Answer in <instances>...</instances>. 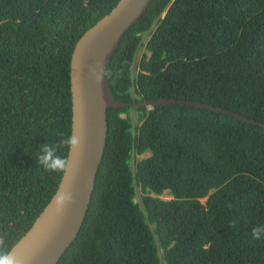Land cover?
I'll return each instance as SVG.
<instances>
[{
    "label": "trees",
    "instance_id": "1",
    "mask_svg": "<svg viewBox=\"0 0 264 264\" xmlns=\"http://www.w3.org/2000/svg\"><path fill=\"white\" fill-rule=\"evenodd\" d=\"M118 1L0 0V232L9 249L63 174L35 157L71 134L74 46ZM107 77L124 102L193 99L264 123V0H153ZM108 119L90 209L58 264H264V237H252L264 225L263 124L179 103L110 107ZM147 151L134 173L135 154ZM165 191L174 199L158 196Z\"/></svg>",
    "mask_w": 264,
    "mask_h": 264
},
{
    "label": "water",
    "instance_id": "2",
    "mask_svg": "<svg viewBox=\"0 0 264 264\" xmlns=\"http://www.w3.org/2000/svg\"><path fill=\"white\" fill-rule=\"evenodd\" d=\"M153 0H119L109 13L89 27L77 40L70 64L72 96V130L80 136L79 151L68 150L70 167L62 174L57 190L33 222L31 228L11 247L24 264H58L77 238L90 209L98 171L108 142L109 107L158 105L177 102L182 105L208 107L218 112L250 120L240 113L217 108L193 99L162 97L124 102L114 97L106 76L112 56L126 32L148 10ZM124 116V115H123ZM63 187L72 199L57 211L53 199Z\"/></svg>",
    "mask_w": 264,
    "mask_h": 264
},
{
    "label": "clouds",
    "instance_id": "3",
    "mask_svg": "<svg viewBox=\"0 0 264 264\" xmlns=\"http://www.w3.org/2000/svg\"><path fill=\"white\" fill-rule=\"evenodd\" d=\"M164 11L167 12V10H164ZM164 16H163V13H162L161 17L163 18ZM137 54H138V51H137ZM137 54H136L135 63H137ZM106 76H107V73H106ZM70 86H71V83H70ZM167 98H169V97H167ZM71 99H72V96H71ZM172 99H175V98H172ZM177 100H182V99H177ZM132 102H137V101H132ZM172 103L173 104H177V102H171L169 104H172ZM145 105L152 106V105H149V104H145ZM133 107H138V106H133ZM198 108H207V107H198ZM230 110H233V109H230ZM233 111H236V110H233ZM133 112L134 111H132V114H133ZM236 112L240 113L239 111H236ZM240 114L243 115V116H245L246 118L250 119V120H247V121L254 122V123H259V124H263L264 125L263 122H260V121H257L255 119L251 118V117H248L247 115H245L243 113H240ZM72 115H73V112H71V118H72ZM123 115H124V117L126 116V114H123ZM235 117H237V116H235ZM137 118H134V120H137ZM237 118L246 120V119L240 118V117H237ZM136 124H138V123L135 122L134 125H136ZM71 130H72V126H71ZM80 145H81L80 136L77 135V134H75L74 131L70 135H67V136L62 135L61 138L59 139V141L56 144L44 143V144H42L40 146V151H39L38 155L35 157L36 162L40 166H42L45 171H48V172H59V173L67 174V172L69 170V167H70V156L69 157H64L62 155H59L58 154V151H59V149L61 147L67 146L69 148L68 150L70 151V155H71V150L72 149H76L77 151H79ZM151 155H152L151 151H147V152H145L143 154H139V153L135 154V159H134V162H133V165H132L133 172L134 173L137 172L136 162L138 160L143 159V158H146V157L151 156ZM138 156H143V157L142 158H138ZM133 166H135V169H133ZM95 188H96V186H95ZM138 188H140L142 190L141 186H138L136 188V192H137ZM165 193H167L168 196H170L169 199H166V198L163 197V195ZM210 193H213V189H211ZM153 195H155V194H153ZM158 196L161 197V198H163V199H165V200L174 199V196L171 195L169 193V191H165L162 195H158ZM204 198H206V197H204ZM71 199H72V197H71L70 193L67 192L66 190H64L63 187H61V189L57 191L56 196L53 199V204L56 206L57 211H61V210H63L64 206L69 201H71ZM202 199L203 198H201V201H202ZM206 201H207V199H206ZM203 203H206V202H203ZM6 237H7V233L6 232H0V264H24L23 258L19 254H17L13 249H9L8 248L7 238ZM252 237L254 239H261L262 237H264V225H258L256 227H254L252 229ZM160 253L163 255V249L162 248L160 249Z\"/></svg>",
    "mask_w": 264,
    "mask_h": 264
},
{
    "label": "rangeland",
    "instance_id": "4",
    "mask_svg": "<svg viewBox=\"0 0 264 264\" xmlns=\"http://www.w3.org/2000/svg\"><path fill=\"white\" fill-rule=\"evenodd\" d=\"M165 14H166V11L163 12V16H164ZM143 42H144V45H143L141 48H139V50H138V54H137V62L139 61V59H140L141 55L144 53V51H146V50H145V44H146V42H147V38H146V37L143 39ZM138 114H139V113H138L136 110H134V112H133V117H134V118H137V117H138ZM142 157H143V156H138V158H142ZM133 169H135V166H133ZM141 195H143V191H142L140 188H138V190H137L136 200L141 201ZM163 197L166 198V199H169V198H170V196H168L167 193H165V194L163 195ZM206 199H207V197H206V198H203L202 201H203V202H206Z\"/></svg>",
    "mask_w": 264,
    "mask_h": 264
}]
</instances>
